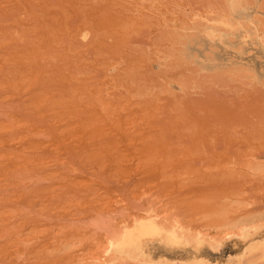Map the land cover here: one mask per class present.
Returning <instances> with one entry per match:
<instances>
[{
	"label": "rangeland",
	"instance_id": "1",
	"mask_svg": "<svg viewBox=\"0 0 264 264\" xmlns=\"http://www.w3.org/2000/svg\"><path fill=\"white\" fill-rule=\"evenodd\" d=\"M239 1L0 0V264H264V0ZM151 212L203 241L102 251Z\"/></svg>",
	"mask_w": 264,
	"mask_h": 264
},
{
	"label": "bare ground",
	"instance_id": "2",
	"mask_svg": "<svg viewBox=\"0 0 264 264\" xmlns=\"http://www.w3.org/2000/svg\"><path fill=\"white\" fill-rule=\"evenodd\" d=\"M238 4H240L239 0H232V7H235ZM224 23H226V22H223V24ZM211 35H212V33H211ZM83 36H86V33H83ZM209 36H210V34H209ZM215 36H216V34H215ZM219 43H221V42H219ZM255 218L256 217H254V216H252V217L246 216L239 221L227 223L226 226H224L222 231L226 235H231L232 233H235V234L239 235V237H241V236L245 237V236L249 235V232H248L249 229H247V226L250 225L255 220ZM260 218H262V217H260ZM261 224H263V223H261ZM262 228L264 229V227H262ZM253 230H256V228ZM250 231H251V229H250ZM199 232L200 231H198V233H191V231L184 229V227L181 226V224L176 219L169 218V217H167V215L165 217V216H160L156 212H151V213H147V214H142V215H140V216H138V217H136L130 221L127 220V221L123 222L122 225L120 227H118V229H116V230L114 229L113 234L111 235V237H109L106 244L101 249H103L102 251L104 253H107V254H108V252H111V251L115 252L116 251V252H119V254H121V255H124L126 257H130V256H132V252L139 247L140 242H141L142 238H144V237L158 236V237L162 238L163 240H165L166 242L172 243V244L189 243V242L193 241L196 245H198L203 241V238L205 237V236L203 237V235L200 234ZM232 236H234V235H232ZM224 237H225V235H224ZM210 238H208L207 241L210 243V245L215 247V240L213 239L210 241ZM237 241H238V239H237ZM254 241L251 242L249 245L247 244L248 246H246V249H245L246 250L245 252H247L246 255L248 253H251L252 251H255V250L257 251V249L260 250L257 252L264 253V245L260 244L259 242H254ZM247 242H249V241L247 240ZM241 246H243V245H241ZM236 251H238V250H236ZM242 251H243V249H242ZM236 254H238V253H236ZM110 255H115V254L113 253ZM241 255L242 254L240 253V256ZM260 255L262 256V254H260ZM140 257H142V256H140ZM96 258H98V257L96 256ZM107 258L108 257L106 256L104 259H106V261H108ZM109 258H113V257L111 256ZM206 258L201 259L199 257L198 258L194 257V259H192V261L189 264H209L210 262H206L207 261ZM239 258L241 259V257H239ZM98 259L101 261L100 258H98ZM138 259H140V258H138ZM141 260H143V259H141ZM228 260H229V258H228ZM236 260H238V259H236ZM102 261H103V257H102ZM239 261H238V263H239ZM168 263L169 262H167V264ZM182 264H185V262ZM226 264H228V263H226ZM239 264H241V263H239Z\"/></svg>",
	"mask_w": 264,
	"mask_h": 264
}]
</instances>
